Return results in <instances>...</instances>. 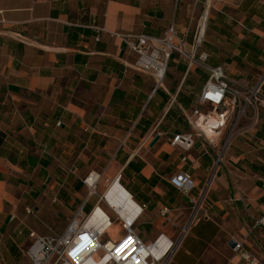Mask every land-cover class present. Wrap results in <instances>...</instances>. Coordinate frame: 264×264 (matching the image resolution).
<instances>
[{
	"label": "crops",
	"instance_id": "0c3cea01",
	"mask_svg": "<svg viewBox=\"0 0 264 264\" xmlns=\"http://www.w3.org/2000/svg\"><path fill=\"white\" fill-rule=\"evenodd\" d=\"M198 15V0H0V264H31V232L61 234L81 207L92 210L83 182L92 171L98 188L120 176L121 192L145 205L135 228L175 243L168 264H249L230 239L264 264L253 219L264 214L263 109L216 168L209 217L183 236L215 157L202 137L187 151L169 141L195 133L188 117L208 73L174 55L156 87L114 35L159 36L175 24L191 38ZM207 18V62L249 88L264 71V0H211ZM180 170L196 180L189 194L169 182Z\"/></svg>",
	"mask_w": 264,
	"mask_h": 264
},
{
	"label": "built area",
	"instance_id": "2783aa9c",
	"mask_svg": "<svg viewBox=\"0 0 264 264\" xmlns=\"http://www.w3.org/2000/svg\"><path fill=\"white\" fill-rule=\"evenodd\" d=\"M96 28L103 30L101 27ZM198 30L193 32L191 42L188 32L180 31L175 24L168 25L159 36L136 32L114 33L136 54L134 68L151 73L156 87L163 85L174 55L187 61L188 66L198 65L208 73L197 107L188 117L195 133H179L169 141L171 145L187 151L193 147L195 136L202 137L215 157L203 186L193 199V211L182 230L184 234L199 219L209 217L206 200L216 176V168L224 160L234 138L241 131L249 132L256 128L260 124V111H264V71L253 85L241 89L222 65L212 66L207 62L209 54L202 50L204 35L200 37ZM249 111L252 112L250 124L239 126ZM120 179V176L116 178L117 181ZM169 179L176 189L186 194L191 193L197 185L195 178L184 170L176 172ZM100 180L101 174L95 171L83 179L89 197L98 193ZM103 200L107 202L104 194L98 203L101 204ZM108 205L115 213L114 219L103 207L107 214H103L101 221H91L96 205L88 213L81 207L61 234L39 235L31 232L32 243L26 250L31 264H168L175 243L170 241L162 244L161 238L145 241L135 228V221L145 205L138 204L140 209L134 216L121 214ZM253 219L254 226L264 228V214ZM113 226L120 228L116 237L109 231ZM154 249L161 251L159 255L153 253ZM233 250L249 264H256L255 258L245 250L243 242L236 241Z\"/></svg>",
	"mask_w": 264,
	"mask_h": 264
},
{
	"label": "bare ground",
	"instance_id": "6f19581e",
	"mask_svg": "<svg viewBox=\"0 0 264 264\" xmlns=\"http://www.w3.org/2000/svg\"><path fill=\"white\" fill-rule=\"evenodd\" d=\"M211 0H208L207 2V9L206 12L203 13L200 22H199V30L200 37L204 35L205 28L207 25V17H208V7L210 5ZM119 181L115 180L113 183L107 188L104 195L106 197L107 202L117 209L118 212L121 214H129L131 216H134L138 209H140L138 206L136 207L120 190ZM127 212V213H126ZM103 214H107L103 207H100L98 204L96 205V211L91 216V221L98 222L101 221ZM110 231V230H109ZM165 239V238H164ZM166 240V239H165ZM163 241V240H161ZM167 241L166 243H168ZM165 243L164 241L162 244ZM163 251V250H162ZM161 251L154 249L153 253L156 255H159Z\"/></svg>",
	"mask_w": 264,
	"mask_h": 264
},
{
	"label": "rangeland",
	"instance_id": "374dc122",
	"mask_svg": "<svg viewBox=\"0 0 264 264\" xmlns=\"http://www.w3.org/2000/svg\"><path fill=\"white\" fill-rule=\"evenodd\" d=\"M182 1H184V0H182ZM191 1H194V0H191ZM206 7H207V0H198L199 15H198V17L194 18L193 21H192V24H191L192 26H191V30H190V31H191V32H190V34H191V38L189 37L190 41L193 39V36H194V33H193V32H195L196 30L199 29V22H200V19H201L203 13L206 11ZM189 24H190V20L188 21V25H189ZM208 29H209V28H208V18H207V25H206L205 31L207 32ZM206 32H204V37H205V33H206ZM189 36H190V35H189ZM251 116H252V112L249 111V112L247 113V116L244 117V118L241 120L239 126H245V125L250 124V122H251ZM112 183H113V181H112V182H105V181H102L101 186H99V188H98V193H97V194H93V195H91L90 198H89V202L91 203L92 208H93L95 205H97V203H98V201H99V199H100V196H102V195L105 193V191L107 190V188H108ZM121 184H122V183H121ZM98 205H99L100 207H104L107 211L110 212L112 218H113V219L115 218V213L111 210V208L109 207V205H108L107 202H105V201L103 200V201H101V204L98 203ZM104 211H105V210H104ZM105 212H106V211H105ZM87 213H88V212H87ZM62 230H63V228H60V229H58V232H62ZM118 232H120V228H119V227L117 228L116 226H113V227L110 229V233H111V235H112L113 237H116ZM182 235L184 236V232H182Z\"/></svg>",
	"mask_w": 264,
	"mask_h": 264
},
{
	"label": "water",
	"instance_id": "95a60500",
	"mask_svg": "<svg viewBox=\"0 0 264 264\" xmlns=\"http://www.w3.org/2000/svg\"><path fill=\"white\" fill-rule=\"evenodd\" d=\"M158 139H159V136L156 135V136L154 137V140L152 141V145H153ZM228 244H229L230 247L234 248L235 245H236V241H235L234 239H230L229 242H228Z\"/></svg>",
	"mask_w": 264,
	"mask_h": 264
},
{
	"label": "trees",
	"instance_id": "16d2710c",
	"mask_svg": "<svg viewBox=\"0 0 264 264\" xmlns=\"http://www.w3.org/2000/svg\"><path fill=\"white\" fill-rule=\"evenodd\" d=\"M84 208H85V206H84Z\"/></svg>",
	"mask_w": 264,
	"mask_h": 264
}]
</instances>
